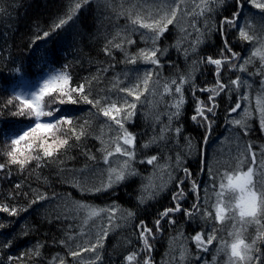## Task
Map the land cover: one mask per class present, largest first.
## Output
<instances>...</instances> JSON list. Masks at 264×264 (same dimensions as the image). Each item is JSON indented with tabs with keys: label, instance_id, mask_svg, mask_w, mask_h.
Masks as SVG:
<instances>
[{
	"label": "snow or ice",
	"instance_id": "1",
	"mask_svg": "<svg viewBox=\"0 0 264 264\" xmlns=\"http://www.w3.org/2000/svg\"><path fill=\"white\" fill-rule=\"evenodd\" d=\"M94 5L95 36L103 39L99 52L105 59L97 56L95 72L77 82L69 64L52 67L49 51L38 42L74 26L82 11L92 13ZM226 5L227 0H69L49 30L37 26L29 38L26 51L36 55L38 70L37 77L29 79L26 58L14 57L9 43L18 30L23 0H0V64L10 77L0 87L7 94L0 102V117L14 118L0 127V180L11 182L7 195L0 198V214L16 218H0V264H106L105 241L125 226L132 229L135 243L126 241L127 250L116 264H156L153 254L157 241L164 238L165 225L169 236L160 264H264V145L257 153L251 139L245 141L251 137L254 119L264 133V0H232L230 15L225 14ZM113 18L125 23L110 32L105 22ZM173 29V42L162 46ZM172 49L183 57L187 71L172 60ZM165 62L169 76H164ZM118 64L126 66L122 72H116ZM198 71L211 79L198 83ZM110 72L116 74L100 90L103 94H94L93 85L103 84ZM144 103L149 105L143 114L145 127L137 133L132 129ZM223 103L228 105L224 123L236 130V154L235 166L229 163L221 170L186 133L190 121L202 130L207 145ZM83 106H89L88 117L104 118L99 133L93 130L94 120L80 115ZM89 139L100 147L93 151ZM76 150L85 158L84 165L67 168L64 158L75 160ZM190 158L197 164L195 171L188 166ZM50 165L56 166L59 182L76 189L80 199L49 193V178L41 170ZM14 173L21 179L12 180ZM205 173L210 189L199 179ZM33 175L37 187L29 182ZM121 188L130 189L127 208L118 203ZM189 194L194 200L185 207ZM103 196L111 203L98 206L89 199ZM165 198L167 206L157 210L151 223L139 214ZM53 202H58L54 216L48 207ZM22 213H38L40 222H29ZM177 214L192 227V234L185 235L184 225L175 228ZM54 220L77 223L68 224L49 243L48 234L41 237L40 230ZM31 236L37 239L14 254L13 249ZM49 247L64 253L46 255Z\"/></svg>",
	"mask_w": 264,
	"mask_h": 264
},
{
	"label": "trees",
	"instance_id": "2",
	"mask_svg": "<svg viewBox=\"0 0 264 264\" xmlns=\"http://www.w3.org/2000/svg\"><path fill=\"white\" fill-rule=\"evenodd\" d=\"M117 3H119V0H116ZM151 2V0H149ZM69 4V0H23V7L19 11L20 20L17 25V31L12 35L11 39L9 40V43L13 45L12 54L14 57L17 58H26L25 63L29 67L28 71V78L29 79H35L38 74V70L34 67V61L36 60V55L33 54L29 56L28 52L26 51V45L29 42V38L35 33L37 30V26H39L40 29H43L45 31L49 30V27L51 23L60 15L64 13V10L67 8ZM189 7H191V3H189ZM228 12L225 14L230 15L232 10V0H227L226 5ZM255 11V10H253ZM15 15V13H13ZM125 21L121 18L119 21H116L115 18H113L112 21H106L105 25L108 29V31H114V25L116 26H123ZM211 23V21H210ZM203 25V21H201V26ZM257 31H259V23L257 22ZM96 32V21H95V5L93 6V12H83L79 17V22L76 23L74 26H68L65 30H61L60 34L57 35L53 33L51 37H49L48 41H39L38 45L44 46L50 53V60L52 61V67L59 69L64 64H69V71L71 72L72 76L74 77V80L77 82L81 81L84 77L89 76L91 73H94L96 70V63L95 59L98 58L100 60H104L105 57L103 56L102 52H99L100 47L102 46L103 39L102 37L97 39L95 36ZM80 33L79 36L76 34ZM92 35V38L90 39V35ZM176 34V29L172 30V34L169 35V39L163 41L162 46H167L169 43L173 42L172 37ZM75 37V39H74ZM135 39L139 43V36H136ZM212 42L209 41V44ZM140 47H143V44H139ZM239 49V46H238ZM82 50V51H81ZM131 51H136V46H133ZM118 57H120V53H116ZM247 55V53H245ZM89 57L93 58V63L89 65L88 60ZM171 58L174 61H177L180 65V68L184 71H187V65L185 64V61L183 57H177V53L174 49L171 50ZM81 61H83V64H81ZM191 63V59L189 60V64ZM125 65L118 64L116 68V72H122L125 69ZM131 67V66H128ZM143 67V66H142ZM115 72H110L108 74L107 79H105L103 84H94L92 87V91L94 94H103L100 90L106 89L109 81L111 80V77L115 75ZM172 73L167 68V62H165V71L164 76H169ZM197 76V82L200 84H203L206 79H211L210 76H208L206 73L201 74V72L196 73ZM250 81L252 80V77H247ZM10 79L9 73L6 68H4L3 64H0V87H3L7 81ZM258 78L256 80V83L253 86V100L251 107L255 108V90L258 88ZM6 93L3 91H0V102H2V98L6 97ZM113 97L118 95L117 93H111ZM148 100H152L153 97L149 94H146ZM189 101H191V95L189 94ZM143 99V98H142ZM227 100V97H225V101ZM227 103H223L220 109V117L219 121L216 126H214L211 138L207 145L203 144L201 133L202 130L195 129V126L191 124L190 121H187L188 129L186 134H191L194 137V143L199 142L200 148L202 150H205L207 152V156L211 162H213L214 167L220 168L223 170L226 167H229L228 162H231V165L235 166V160L232 159V157L236 154V140H234L235 136V129H232L231 126L225 125L224 123V116L225 111L224 109L227 108ZM85 111L81 113L84 118H89L95 121L93 130L97 133H99V124L104 120L103 117H99L98 119L96 117H88L87 115V109L89 106H83ZM149 108V105L147 103L142 104L138 108V115L136 117V126L132 129L133 131L137 133H141L145 127L144 124V112H146ZM164 105H160V110H163ZM186 109L188 112L191 111V104L189 103L186 105ZM95 111V110H93ZM241 111V110H238ZM233 117H236V114H233ZM14 118L5 115L3 117H0V127H6L8 122L13 120ZM23 123H27V121H23ZM254 123V129L252 131L250 138H245V141L248 139H251L252 143L255 146V149L257 153H259V146L264 145V133L259 132V123L258 119H254L252 121ZM150 122H149V132H150ZM142 138V141L143 142ZM234 140V147L232 150L231 155H227L226 151L223 152L222 145L224 144H230ZM223 141V143H221ZM88 146L95 151V148H99L100 144L92 139H89ZM94 146V147H93ZM3 148V141L0 140V149ZM72 155H75L77 158L75 160H68L66 157L64 158L66 160V167L67 168H81L84 165V157L79 155V151L76 150L72 153ZM97 156H99V153H96ZM195 156V152L193 153ZM216 161H219V164L216 163ZM0 162H3V158H0ZM188 166L195 171L197 168V164L194 162L192 158L188 160ZM141 171H143V168L141 167ZM148 171H151L149 168ZM43 177H48L51 187H48L47 190L49 193H51L53 190L59 194L61 197L68 198L73 197L75 199H80V193L74 189L71 188L68 184L59 182V177L56 174V166L50 165L48 167H45L41 170ZM145 175L147 173H144ZM27 176V173H25ZM21 179L19 176L13 174L12 180H19ZM199 179L210 185L211 182L208 180L207 174H203L199 177ZM33 187H37V183L35 180V175H33L31 181H29ZM139 181H137V184ZM11 187V182L7 180H0V198L3 196H6L9 189ZM39 188L41 191H44L46 186L41 183L39 185ZM128 191L130 189H120V195L118 203H120L123 207L127 208L130 206L129 204V196L127 195ZM203 188L201 189V199H203ZM91 202L95 203L98 206H104L105 204L111 203V199L107 196L103 197H97L96 199H92L89 197ZM192 200H194V197L189 194V199L185 203V207H189ZM21 203H24L23 200L20 201ZM69 205L71 204V200L68 201ZM58 202H53L51 205H49V209L52 210L53 216L55 215V209ZM168 200L167 198L162 199L160 202L156 203L153 202L150 207L145 208L144 210L140 211V215L143 217H146L151 223L152 217L156 215V212L158 209H161L164 206H167ZM22 217H26L29 222L32 223H39V214L33 213L31 216H29L26 213L21 214ZM0 218L3 219H16V218H8L4 214H0ZM177 224L175 225V228H180L182 225H184L185 235L192 234V227L186 224L185 219L177 214ZM20 223H23V220H21ZM77 222L73 220H68L65 222L61 221H53L51 225L47 223H43L40 230V236L43 237L44 233L48 234L49 237V243H51V237L52 236H61L62 231L61 229L67 228L68 224H73L75 226ZM15 228L17 231L20 229V224L15 225ZM165 233L164 238L162 240L157 241L156 244V251L154 252V258L156 260V264H160L161 258L164 256V252L167 248V239L169 236L168 231V225H165ZM3 231H8L3 230ZM37 239L36 236H31L28 238H25L21 241L20 246L17 249H13L14 254L19 255L21 251L24 250L25 247H29L32 242H34ZM128 239L133 240L135 243V238L132 236V229L130 227H121L117 228L115 231H113L107 240L105 241V250H104V257L105 262L107 264V261L111 260L113 261V264H116V262L121 258V254L124 253L127 250L126 241ZM61 252V254L64 253V249L58 248V247H49L45 249L46 255L54 254L55 252ZM87 256V254H85ZM211 259V257H209Z\"/></svg>",
	"mask_w": 264,
	"mask_h": 264
},
{
	"label": "rangeland",
	"instance_id": "3",
	"mask_svg": "<svg viewBox=\"0 0 264 264\" xmlns=\"http://www.w3.org/2000/svg\"><path fill=\"white\" fill-rule=\"evenodd\" d=\"M235 140V139H234ZM234 140L230 143V144H224L222 145V148H223V152L226 151V154L227 155H231L232 154V150H233V147L235 146L234 144ZM231 164V162H228V164Z\"/></svg>",
	"mask_w": 264,
	"mask_h": 264
}]
</instances>
